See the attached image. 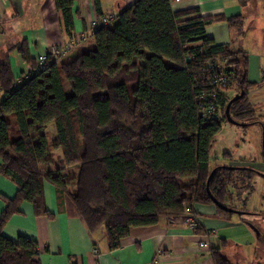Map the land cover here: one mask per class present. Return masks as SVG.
I'll return each instance as SVG.
<instances>
[{
    "label": "trees",
    "instance_id": "1",
    "mask_svg": "<svg viewBox=\"0 0 264 264\" xmlns=\"http://www.w3.org/2000/svg\"><path fill=\"white\" fill-rule=\"evenodd\" d=\"M75 1L55 0L69 40L76 38ZM248 1L238 0L241 6ZM93 3L99 18L100 0ZM216 21L242 32L240 14L201 16L197 7L173 10L171 0H134L113 23L90 32L89 47L64 60L39 69L23 39L17 51L28 72L15 77L8 57L0 62V175L16 185L13 197L2 196L0 264H41L37 240L9 239L2 228L22 202L37 216L54 217L45 205L44 182L89 233L102 230L112 250L132 227L184 215L195 203L216 200L235 208L229 204L233 190L239 197L253 190L255 176L264 180L251 167L229 165V152L222 154L227 163L211 157L227 103L233 99L230 116L246 128L255 117L248 89L264 85V71L258 82L248 79L245 51L207 36L206 26ZM219 72L229 77L224 89L209 84ZM232 85L236 92L229 95ZM209 106L213 113L206 117ZM50 122L57 134L52 143L45 131ZM215 207L218 217L235 214ZM238 209V216L257 213ZM221 246L210 248L212 263L232 264Z\"/></svg>",
    "mask_w": 264,
    "mask_h": 264
},
{
    "label": "crops",
    "instance_id": "2",
    "mask_svg": "<svg viewBox=\"0 0 264 264\" xmlns=\"http://www.w3.org/2000/svg\"><path fill=\"white\" fill-rule=\"evenodd\" d=\"M134 0H100L101 15L116 16L122 7ZM173 10L197 7L201 16H242V32L216 21L205 28L215 43H231L240 47L248 56L247 75L251 82H258L264 71V0H249L241 6L238 0H171ZM74 34H86V42L75 46L70 56L93 43L90 23L98 17L93 0H76L73 5ZM26 40L34 59L51 45L70 44L63 30L61 15L55 0H0V62L7 56L13 74L19 77L29 70L17 51L21 40ZM72 41V42H70ZM70 42V43H69ZM264 88V85L256 86ZM3 93L0 90V100ZM49 142L57 139L53 122L46 125ZM56 161L61 150L53 152ZM233 158L229 165L251 167L264 172V160ZM45 205L54 214L52 219L35 215L29 202H22L19 213L11 216L2 228V234L12 240L19 235L39 243L41 264H213L210 248L221 246L222 253L234 264H264V208L256 210L242 206L246 216L233 215L230 219L216 216L214 204L195 203L192 212L197 216L201 232H192L185 225L183 216H162L156 224L132 227L119 247L109 249L102 230L89 233L84 222L65 211L57 191L48 182L43 183ZM16 185L0 175V213L4 207L2 196L13 197ZM247 193V192H245ZM245 221L251 223L248 225ZM208 235V236H205ZM206 241L208 248L199 247ZM224 242V245L222 244ZM47 245L48 250H45Z\"/></svg>",
    "mask_w": 264,
    "mask_h": 264
},
{
    "label": "rangeland",
    "instance_id": "3",
    "mask_svg": "<svg viewBox=\"0 0 264 264\" xmlns=\"http://www.w3.org/2000/svg\"><path fill=\"white\" fill-rule=\"evenodd\" d=\"M113 21L111 23H113ZM85 46L86 45L82 44V47ZM89 46L90 44H88L87 47ZM165 63L168 64V61H165ZM63 84L65 93L69 94L71 90L67 82L64 81ZM232 86L233 88L231 90H228L227 92L229 95H232L236 92L234 91L235 86ZM247 97L250 103L252 104L255 117L250 120H247L248 125L246 126V128H243L241 125L234 124L229 121L223 123L222 131L216 136V142L214 143V146L211 150V157H217L218 163H225L226 160L222 158V154L224 152H229L233 158L243 159L253 157L252 160H254V162L261 161L263 158L262 155L264 154V88H249ZM11 121L12 124L10 135L12 137H15L16 124L14 122V118H11ZM262 173L264 174V172ZM231 195L232 197L229 204L235 207L238 211H240V209L238 208L242 207V197L243 199H245V206H248L249 208H256V210L264 208V180L261 178V176L257 175L253 178V190L251 192H244L238 197L236 196V190H233ZM236 217V215H233L234 219H236Z\"/></svg>",
    "mask_w": 264,
    "mask_h": 264
},
{
    "label": "built area",
    "instance_id": "4",
    "mask_svg": "<svg viewBox=\"0 0 264 264\" xmlns=\"http://www.w3.org/2000/svg\"><path fill=\"white\" fill-rule=\"evenodd\" d=\"M113 20H114V16L112 15H106V16H102V17L92 20L90 23V32L92 33L95 29H97L100 26L110 25ZM87 38L88 37H86L85 33L80 32L76 35V38L73 41V43L51 45L49 46L47 50L45 49V50L40 51V53L35 58L39 66V69L46 68L50 60L59 62L61 60L66 59L67 57L71 55L73 48L75 46L82 45L86 41ZM228 81H229V77L226 74L219 72L210 79L209 84L212 86H215L216 88L224 89L229 83ZM212 113H213V109L211 106L203 109V114L206 117L211 116ZM182 216H183L184 223L189 228V230L192 232H195L196 228L200 226L197 216L194 215L193 212L189 208H186L185 213ZM205 236H208V235H205ZM207 243L208 242L206 241L205 242L200 241L199 247L208 248L209 245Z\"/></svg>",
    "mask_w": 264,
    "mask_h": 264
},
{
    "label": "water",
    "instance_id": "5",
    "mask_svg": "<svg viewBox=\"0 0 264 264\" xmlns=\"http://www.w3.org/2000/svg\"><path fill=\"white\" fill-rule=\"evenodd\" d=\"M232 100H233V99H231V100L227 103V105H226V107H225V115H226V119H227V121H229V122H231V123L239 124V122H237L236 120H234V119L230 116V113H229V107H230V104H231ZM211 175H212V171H211L210 174L208 175V178H207V186H208L209 180H210V178H211ZM213 200H214V199H213ZM214 204L217 205V206L220 207V208H223V209H225V210H227V211H230V212H233V213H239V212H240V211H238L237 209L232 208V207H228V206H226V205H224V204L219 203V202L216 201V200H214Z\"/></svg>",
    "mask_w": 264,
    "mask_h": 264
}]
</instances>
